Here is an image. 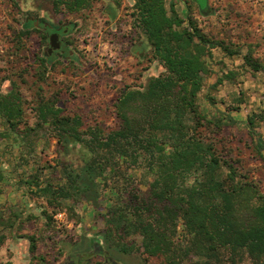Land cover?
I'll use <instances>...</instances> for the list:
<instances>
[{"label": "trees", "instance_id": "obj_1", "mask_svg": "<svg viewBox=\"0 0 264 264\" xmlns=\"http://www.w3.org/2000/svg\"><path fill=\"white\" fill-rule=\"evenodd\" d=\"M92 1L52 0L56 10L69 12L88 8ZM134 7L136 25L147 35L164 72L150 76L144 89L121 92L115 105L120 124L109 132L96 126L83 130L78 116L62 115V107L40 101L36 107L44 124L37 122L35 129L48 122L62 149L79 153L78 161L59 159L47 165L35 155V171H22L20 183L46 198L52 207V214L44 210L48 222L59 209L66 207L71 215L79 202L91 203L95 215L108 224L103 235L107 251L116 246L115 251L127 252L140 236L142 251L163 255L167 264H196L192 260L199 255L219 258L223 252L237 264L242 251L246 264H264V190L219 146L224 127L237 120L229 114L209 115L198 102L210 49L219 46L234 55L240 47L209 37L190 5L186 18L173 3L169 14L165 0H134ZM244 59L254 72L264 71V62L253 51ZM23 112L20 98L0 97V116L16 133ZM246 124L253 147L264 158V107L249 114ZM136 170L143 172L144 182H138L143 178ZM105 189L114 202L104 214L100 198ZM5 228H0V247L8 238ZM27 237L35 253V236ZM128 237H133L130 242ZM0 264L14 263L0 259Z\"/></svg>", "mask_w": 264, "mask_h": 264}, {"label": "rangeland", "instance_id": "obj_2", "mask_svg": "<svg viewBox=\"0 0 264 264\" xmlns=\"http://www.w3.org/2000/svg\"><path fill=\"white\" fill-rule=\"evenodd\" d=\"M172 1L165 0V5L170 7ZM174 1L181 17L186 18L190 5L191 15L209 37L241 49L234 55L219 46L210 49L211 57H206L209 71L198 102L209 115L229 114L237 120L224 127L220 150L238 160L237 166L248 179L264 190V158L253 147L246 124L249 114L264 107V71L254 72L244 59L253 51L264 62V0ZM206 5V12L201 11L200 7ZM134 10V0H93L88 8L77 12L56 10L52 0H0V97L13 95L22 100L24 107L17 133L0 116V228L6 226L8 234L0 247L1 261L59 264L69 256L76 261V253L88 251L94 237L100 238L103 249L108 244L103 238L108 224L95 215L91 203L79 202L72 216L68 208L59 209L48 222L44 210L52 214V207L45 197L20 183V173L35 171V155L47 165H56L59 159L78 161L79 153L63 150L48 122L37 132V122L44 124L36 107L40 101L62 107V115L78 116L83 130L96 126L109 132L120 124L115 105L121 92L144 89L150 76L164 72L147 35L136 25ZM65 24L69 28L62 32V46L49 54L50 29ZM240 98L243 102L239 104ZM236 105H240L239 110H233ZM28 127L34 129L23 134ZM201 131L211 135L209 129ZM135 175L143 178L138 182H144L141 170ZM141 185L146 189V184ZM100 201L105 214L114 202L108 189ZM59 211L66 213L63 220L56 217ZM28 235L35 236V253L29 250ZM133 240L135 245L127 252L115 251L116 246L109 249L119 263L167 264L163 255L149 256L142 251V237ZM243 255L242 251L237 264L248 262ZM219 256L199 255L192 261L233 264L229 253ZM88 259L87 264H96L103 258L94 253Z\"/></svg>", "mask_w": 264, "mask_h": 264}, {"label": "flooded vegetation", "instance_id": "obj_3", "mask_svg": "<svg viewBox=\"0 0 264 264\" xmlns=\"http://www.w3.org/2000/svg\"><path fill=\"white\" fill-rule=\"evenodd\" d=\"M68 28H69V24L62 25L60 28L53 27L49 31V37L52 33H55V32L59 33V38H60V42H61V46H62V42H63L62 32L63 33L67 32ZM54 51H56V50H54ZM90 240L91 241H89V244H90L89 250L76 253V257H77L76 261L72 260L71 256H69V257H66L65 261L59 262V264H62V263H64V264H87L89 262V259H88L89 254L92 255L94 253L101 255L103 258L101 260H97L96 264H98V263L99 264H121L116 259V257L110 253L109 250L107 251L101 247L102 242L100 241L99 237H94V239H90ZM90 247H92V248H90Z\"/></svg>", "mask_w": 264, "mask_h": 264}, {"label": "water", "instance_id": "obj_4", "mask_svg": "<svg viewBox=\"0 0 264 264\" xmlns=\"http://www.w3.org/2000/svg\"><path fill=\"white\" fill-rule=\"evenodd\" d=\"M201 11H205L208 8V6H201ZM61 47V42H60V38H59V33L55 32L52 33L49 37V47L47 49V52L50 54L52 53L54 50H57Z\"/></svg>", "mask_w": 264, "mask_h": 264}, {"label": "built area", "instance_id": "obj_5", "mask_svg": "<svg viewBox=\"0 0 264 264\" xmlns=\"http://www.w3.org/2000/svg\"><path fill=\"white\" fill-rule=\"evenodd\" d=\"M56 217H57L58 219L63 220V219L66 217V213H65V211H59V212L57 213Z\"/></svg>", "mask_w": 264, "mask_h": 264}, {"label": "crops", "instance_id": "obj_6", "mask_svg": "<svg viewBox=\"0 0 264 264\" xmlns=\"http://www.w3.org/2000/svg\"><path fill=\"white\" fill-rule=\"evenodd\" d=\"M171 3H173L174 4V7H175V9H177V11L179 12V10H178V8H177V6H176V2L173 0ZM171 5V4H170ZM166 7H167V9H168V13L170 14L171 13V11H170V7H168L167 6V4H166ZM184 11V10H183ZM185 11H186V9H185ZM259 72V71H258ZM12 261V260H11ZM14 264H16L15 263V261H12Z\"/></svg>", "mask_w": 264, "mask_h": 264}]
</instances>
